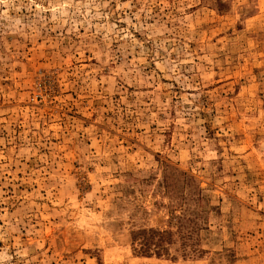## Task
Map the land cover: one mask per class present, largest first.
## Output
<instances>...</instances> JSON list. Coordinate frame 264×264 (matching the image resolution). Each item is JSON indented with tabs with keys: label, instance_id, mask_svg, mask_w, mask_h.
<instances>
[{
	"label": "rangeland",
	"instance_id": "1",
	"mask_svg": "<svg viewBox=\"0 0 264 264\" xmlns=\"http://www.w3.org/2000/svg\"><path fill=\"white\" fill-rule=\"evenodd\" d=\"M0 264H264V0H0Z\"/></svg>",
	"mask_w": 264,
	"mask_h": 264
},
{
	"label": "trees",
	"instance_id": "2",
	"mask_svg": "<svg viewBox=\"0 0 264 264\" xmlns=\"http://www.w3.org/2000/svg\"><path fill=\"white\" fill-rule=\"evenodd\" d=\"M166 235V233L142 230L134 235L133 242H137L141 254L150 255L151 249H155V255L160 256L164 249L162 245Z\"/></svg>",
	"mask_w": 264,
	"mask_h": 264
}]
</instances>
